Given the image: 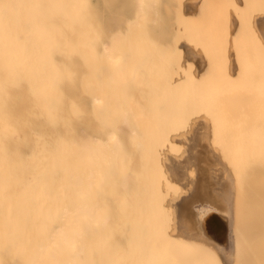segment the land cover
Instances as JSON below:
<instances>
[{
    "label": "bare ground",
    "instance_id": "1",
    "mask_svg": "<svg viewBox=\"0 0 264 264\" xmlns=\"http://www.w3.org/2000/svg\"><path fill=\"white\" fill-rule=\"evenodd\" d=\"M172 1L174 25L164 21L166 0H0V264H132L140 255L129 171L112 180L106 169L145 159V150L130 147L133 132L154 121L163 130L169 97L184 95L169 89L179 77L169 72L196 46L181 32L195 0ZM167 30L178 37L169 41ZM180 98L174 123L185 121ZM255 146L231 149L237 162H227L251 164L254 156L241 154ZM259 177L264 184V69ZM201 184L200 177L182 201L181 233L212 232L227 247L230 216L221 205L204 226L199 209L216 205Z\"/></svg>",
    "mask_w": 264,
    "mask_h": 264
},
{
    "label": "rangeland",
    "instance_id": "2",
    "mask_svg": "<svg viewBox=\"0 0 264 264\" xmlns=\"http://www.w3.org/2000/svg\"><path fill=\"white\" fill-rule=\"evenodd\" d=\"M172 6L173 1L166 0L164 21L174 25L177 8L172 12ZM187 8L189 13L185 14L181 32L193 37L196 46L186 64L169 72L179 76L169 89L178 88L184 94L179 98L180 109L185 108V114L180 115L185 121L173 122L177 114L175 99L179 95L169 97L165 128L158 130L154 121L146 128L134 129L136 132L130 138L134 154L137 148L145 150L141 156L145 159L106 169L112 171V180L129 171L132 181L130 228L133 249L139 250L140 255L131 263L264 264V184L259 177L264 0H195ZM239 25L238 32H234ZM175 33L167 30L166 39L173 40ZM185 34H178L179 38L186 39ZM140 107L144 116V108L149 114L148 104ZM249 144H256L252 150L257 151L242 153L241 161L253 155L251 164L238 163V168L233 166L236 163L227 162L234 160L231 149L244 150L242 147ZM255 173L257 176H253ZM200 177L213 186L214 194L230 214L228 228L233 245L228 263L220 248L192 236H181V204ZM122 197L123 189L119 186L118 201ZM108 200L114 207V198H104L103 202ZM125 212L116 217L119 232L124 229ZM238 235L241 247L236 246ZM136 237L143 238L138 246ZM186 240L189 244H183Z\"/></svg>",
    "mask_w": 264,
    "mask_h": 264
},
{
    "label": "crops",
    "instance_id": "3",
    "mask_svg": "<svg viewBox=\"0 0 264 264\" xmlns=\"http://www.w3.org/2000/svg\"><path fill=\"white\" fill-rule=\"evenodd\" d=\"M201 180L203 182H205V184H201V185L205 188V192L208 195L209 201H213L214 204L216 205L214 207L211 206L212 208L204 207V208L199 209V215L207 218V222H204V226H207V225H210V222L212 223L213 218L216 217V215H217V212L221 213L222 207L225 209L226 212H228V214H229V211H228L225 203L222 202V200L214 194L213 186L208 184L205 178L202 177ZM221 205H222V207H221ZM180 215H181V210H180ZM229 216H230V214H229ZM184 217L186 218V220H188L189 214L187 211H184ZM229 225H230V221H229ZM191 230H192L193 234L190 236H192V238L200 239L202 242L208 244L209 246H212V247L215 246V247L220 248L221 251L224 252V256L222 253V258L224 259V261L226 263H228V258L230 257V252L232 251V245H233V240L231 239V236L229 239V244L227 245V247H225V245L212 232L207 233L204 230L199 231L195 228H191ZM181 236L184 239L187 238L184 234H181ZM237 237L239 238V235ZM231 240H232V242H231ZM233 248H234V246H233Z\"/></svg>",
    "mask_w": 264,
    "mask_h": 264
}]
</instances>
